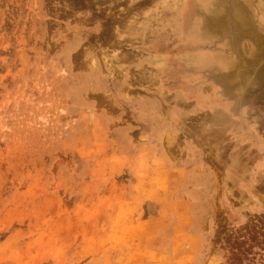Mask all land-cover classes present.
I'll list each match as a JSON object with an SVG mask.
<instances>
[{
    "label": "rangeland",
    "instance_id": "374dc122",
    "mask_svg": "<svg viewBox=\"0 0 264 264\" xmlns=\"http://www.w3.org/2000/svg\"><path fill=\"white\" fill-rule=\"evenodd\" d=\"M0 264H264V0H0Z\"/></svg>",
    "mask_w": 264,
    "mask_h": 264
},
{
    "label": "bare ground",
    "instance_id": "6f19581e",
    "mask_svg": "<svg viewBox=\"0 0 264 264\" xmlns=\"http://www.w3.org/2000/svg\"><path fill=\"white\" fill-rule=\"evenodd\" d=\"M150 1V0H149ZM152 3V2H151ZM154 3V2H153ZM144 5V4H143ZM94 40V39H93ZM94 71V70H93ZM176 225V224H175Z\"/></svg>",
    "mask_w": 264,
    "mask_h": 264
}]
</instances>
